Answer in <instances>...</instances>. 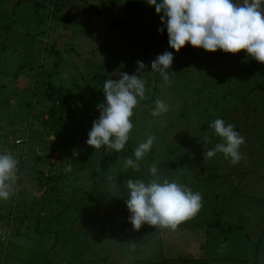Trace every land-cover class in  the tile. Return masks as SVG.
<instances>
[{
    "label": "rangeland",
    "instance_id": "obj_1",
    "mask_svg": "<svg viewBox=\"0 0 264 264\" xmlns=\"http://www.w3.org/2000/svg\"><path fill=\"white\" fill-rule=\"evenodd\" d=\"M131 2L0 0V151L19 161L15 194L0 200L6 234L0 264H64L66 256L82 264L103 258L114 264L128 254L122 240L138 236L150 238L149 252L115 264H264V67L244 51L210 53L186 44L176 53L160 15L140 14ZM114 15L124 21L107 42V19ZM165 51L174 55L167 85L151 69ZM138 60L146 65L138 75L147 98L134 109L130 139L119 153L95 150L86 143L90 114L80 103L59 105L45 90L92 92L104 103V81L117 79L118 72L135 73ZM156 99L169 106L160 117L151 115ZM217 118L245 137L237 165L221 153L204 159L207 149L222 142L209 128ZM146 132L156 140L134 176L125 159H135ZM15 136L24 139L22 145L13 142ZM34 158L24 171V161ZM153 164L161 180H177L202 194L200 212L182 223L213 221L204 225L212 226L207 236L184 232L174 240L178 229H132L124 181L147 182ZM233 199L244 200L245 211L236 219L220 213Z\"/></svg>",
    "mask_w": 264,
    "mask_h": 264
},
{
    "label": "clouds",
    "instance_id": "obj_2",
    "mask_svg": "<svg viewBox=\"0 0 264 264\" xmlns=\"http://www.w3.org/2000/svg\"><path fill=\"white\" fill-rule=\"evenodd\" d=\"M154 6L160 15L161 23L167 30L169 47L179 53L190 44L193 48H202L206 52L238 54L244 51L260 64H264V7L262 0H146ZM163 28L158 29L163 33ZM174 55L165 51L151 62V69L159 73L167 85L170 83L169 71ZM137 70L133 74L115 73L117 79H106L103 83L105 102L97 106L99 118L94 120L88 132L87 145L95 150L107 147L119 153L125 149L134 127L131 118L139 101L146 99L145 81L138 73L145 69L142 61H136ZM169 111L168 103L155 100L153 117H160ZM222 142L204 152L205 158L218 153L232 165L243 159L241 147L245 137L235 131L233 124H225L217 118L209 124ZM146 140L134 149L135 159H125L124 167L139 170L140 161L152 149L156 140L154 134L145 133ZM19 161L8 151H0V200H9L15 194L17 168ZM152 179L124 181L127 191L125 204L129 212L128 222L134 231L145 224L160 230H176L177 227L196 216L203 205L200 192L177 180L158 177L155 164L148 169Z\"/></svg>",
    "mask_w": 264,
    "mask_h": 264
},
{
    "label": "trees",
    "instance_id": "obj_3",
    "mask_svg": "<svg viewBox=\"0 0 264 264\" xmlns=\"http://www.w3.org/2000/svg\"><path fill=\"white\" fill-rule=\"evenodd\" d=\"M131 4H133L135 10L140 13L153 12L155 10L154 6H150L147 4L146 0H132ZM105 9H108L107 6H104ZM123 17H118L116 15L111 16L107 19L108 28L104 34V41H114V36L112 31L122 24ZM264 67V64H262ZM49 86V85H48ZM45 95L52 100H57L59 105H64L68 102H73L74 105L80 103L81 108L87 111L90 115L87 118L86 124L89 128L92 127V123L94 120L99 118V111L97 106L102 104V102L97 99L96 95L92 92H72L68 89H64L61 87L50 86L49 89L45 90ZM131 173L134 176L139 174V171L134 169H130ZM130 174V173H129ZM21 220L19 216H13L12 221Z\"/></svg>",
    "mask_w": 264,
    "mask_h": 264
},
{
    "label": "crops",
    "instance_id": "obj_4",
    "mask_svg": "<svg viewBox=\"0 0 264 264\" xmlns=\"http://www.w3.org/2000/svg\"><path fill=\"white\" fill-rule=\"evenodd\" d=\"M239 195H245L243 192H241ZM244 200H230L229 202H226L224 203L221 207H220V213L223 215L225 211H228L229 212V218H233L232 217V214L234 213L235 214V218L236 219V215L237 213L241 212V211H245V208L244 206L240 207L241 205H243L244 203ZM206 204L208 205V202L206 201ZM232 220H225L226 223H232L234 224L233 222H231ZM192 223V224H191ZM206 223V224H205ZM207 223H213V221H208V222H203V221H198V222H194V221H191L190 223H181L177 229H178V232L175 233L174 230H168L166 229V233H171V232H174L175 233V237H174V240L175 239H178L179 237H182L183 233L184 232H190L191 234V237L193 238H197V235L199 236H207V231H208V228H211L212 226H204V225H207ZM190 224L192 226H190ZM236 224V227L235 229L239 230L242 228V226L239 224V223H235ZM239 226V228H238ZM234 229V230H235ZM229 233H232L229 232ZM128 239H124L122 240L123 242V250H124V244L126 243L127 245V252L128 254L124 256H118L116 258L113 259V263L115 264L116 262H119L121 258H130L132 257V253L135 254L138 252V254H141V253H148L149 252V242H150V238H148L147 236H138L137 238H130V237H127ZM202 238V237H201ZM117 240V239H116ZM207 241V240H206ZM112 243L115 241H111ZM206 246V245H205ZM204 250V248L202 249ZM119 251H122V247L119 248ZM130 253V254H129ZM119 254V253H118ZM64 264H70V263H73V264H82L84 262V260H81L80 258H75V259H70L68 256H66L65 258L63 257L62 258ZM109 260H107L106 258H103L101 259L99 262L97 263H93V264H109L108 263ZM92 264V263H91Z\"/></svg>",
    "mask_w": 264,
    "mask_h": 264
},
{
    "label": "built area",
    "instance_id": "obj_5",
    "mask_svg": "<svg viewBox=\"0 0 264 264\" xmlns=\"http://www.w3.org/2000/svg\"><path fill=\"white\" fill-rule=\"evenodd\" d=\"M24 139L21 137H13V142H15L16 144H20L22 145ZM0 240L4 241L6 243V234H4V232L0 229Z\"/></svg>",
    "mask_w": 264,
    "mask_h": 264
},
{
    "label": "water",
    "instance_id": "obj_6",
    "mask_svg": "<svg viewBox=\"0 0 264 264\" xmlns=\"http://www.w3.org/2000/svg\"><path fill=\"white\" fill-rule=\"evenodd\" d=\"M36 162V158L32 159V160H25L24 163H23V169L24 171H27V165L30 164V165H34Z\"/></svg>",
    "mask_w": 264,
    "mask_h": 264
}]
</instances>
